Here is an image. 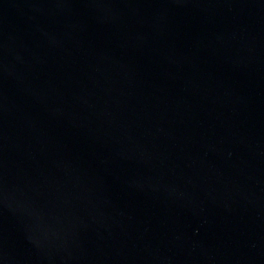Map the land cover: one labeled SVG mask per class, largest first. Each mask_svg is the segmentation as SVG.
<instances>
[{"label": "water", "instance_id": "95a60500", "mask_svg": "<svg viewBox=\"0 0 264 264\" xmlns=\"http://www.w3.org/2000/svg\"><path fill=\"white\" fill-rule=\"evenodd\" d=\"M0 264H264V0H0Z\"/></svg>", "mask_w": 264, "mask_h": 264}]
</instances>
